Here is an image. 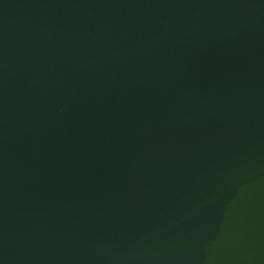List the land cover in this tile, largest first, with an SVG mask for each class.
I'll return each instance as SVG.
<instances>
[{
    "label": "water",
    "instance_id": "1",
    "mask_svg": "<svg viewBox=\"0 0 264 264\" xmlns=\"http://www.w3.org/2000/svg\"><path fill=\"white\" fill-rule=\"evenodd\" d=\"M0 264H264V0H0Z\"/></svg>",
    "mask_w": 264,
    "mask_h": 264
}]
</instances>
